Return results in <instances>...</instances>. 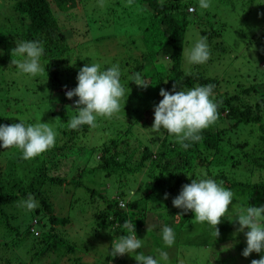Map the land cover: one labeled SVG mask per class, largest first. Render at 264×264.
I'll list each match as a JSON object with an SVG mask.
<instances>
[{
	"label": "trees",
	"instance_id": "16d2710c",
	"mask_svg": "<svg viewBox=\"0 0 264 264\" xmlns=\"http://www.w3.org/2000/svg\"><path fill=\"white\" fill-rule=\"evenodd\" d=\"M128 1L130 5L132 1L146 5L149 18L136 33L142 43L137 47L132 42L129 44L138 50V56L124 58L127 70H132L130 72L134 74L148 67L149 80L157 91L155 96L159 97L162 87L173 90L174 84L175 90L215 85L213 99L219 102V118L214 125L200 133L202 140L192 142L187 150L166 132L158 143L153 142L154 139L144 143L137 136L126 138L129 125L101 123V128L83 125L79 130L69 129L70 119L61 113L63 103H68L76 110L74 102L78 97L67 99L64 88L66 86L74 89L77 84L68 86L66 83H60L63 75H72L68 68L64 67V62L70 59L63 60L67 51L66 45L70 48L54 11H71L77 3L76 0H0V96L8 91L4 82V79H9L7 74L18 70L11 63L17 59L12 54V49L24 41L42 43L44 53L40 63L49 73V93L52 89H57L65 96L64 101L55 106L59 108L56 110L60 112L59 119L65 124L57 127L56 143L52 149L26 161L21 158L18 149H15L18 152H13L10 151L13 148H0L1 161H4H0V236L9 238L0 242V264L14 262L8 254L12 247L10 242L22 240L23 243L26 238L31 237V248H36V260L60 246H64L68 253L74 254L73 244H68L66 240V245L61 237L60 225L64 226L68 217L59 216L54 212L48 190L56 186L63 188L66 185L65 180L78 186L85 173H94L97 170L104 178H114L118 182L114 197L109 198L105 193H97L100 206L92 214L97 219V229L94 232L107 229L110 233L112 243L109 251L112 250L114 241L121 235L128 234L122 224L131 219L137 238L143 235L142 240L148 243V253L159 254L158 250L168 252L169 264H197V261H192L195 258L187 255L191 249L209 250L212 246L226 241H232L234 244L235 255L231 257L234 264H251V260L264 255L252 253L247 258L241 255L246 247V239L243 232L237 231L239 225L236 226L233 220L240 214V209H246L248 206L259 207L264 198V66L257 78L247 76L245 80L237 75L233 79H226V85L222 84L223 80L219 77L197 70L184 71L182 48L188 26L195 25L199 36L207 38L208 46L212 40H217L214 48L221 54L225 51L220 42L223 25L218 23L215 17L201 13L191 1L124 0ZM262 1L264 5V0ZM124 2L109 1L103 7L122 9L123 6H129ZM189 6L194 7L192 12L188 10ZM260 40L264 55V26L260 32ZM160 50L168 64L166 68L158 69L157 56ZM7 104L0 103V109L3 111H0V125L16 123L8 120L5 115ZM131 140L134 142L130 143ZM84 146L97 151L98 164L90 168L89 159L86 157L82 166H76L75 159L72 160V165L69 164L67 160L73 152L85 148ZM69 151L72 152L69 154ZM130 157L131 161L128 162ZM74 166L76 172H71ZM204 178L222 182L226 189L234 193L232 204L229 206V210L234 213H227L228 216L222 219L217 226L219 236L216 238L213 235L214 230L206 222L196 223L191 211L184 213L172 204L183 185L191 183V180ZM124 186L127 188L124 189ZM88 190L92 194L96 193V189ZM165 193L168 194L167 199L164 198ZM29 195L39 205L31 211L21 203L27 200ZM121 201L126 205L124 208L119 206ZM23 213L25 217L30 218L26 224L22 223L19 230L20 226L12 225L10 218L16 216L20 219ZM149 217L157 223L161 218L164 227L173 229L176 234L173 247L167 248L164 245V227L159 229L160 226L155 221L151 223H156L155 225L149 224ZM34 222L36 228L31 226ZM32 227L40 234L34 235L30 231ZM139 251L146 254L142 249L137 250V253ZM179 259L182 262H179ZM204 263L212 264L209 258L202 262ZM117 264L137 262L132 256L125 254L117 258Z\"/></svg>",
	"mask_w": 264,
	"mask_h": 264
},
{
	"label": "rangeland",
	"instance_id": "374dc122",
	"mask_svg": "<svg viewBox=\"0 0 264 264\" xmlns=\"http://www.w3.org/2000/svg\"><path fill=\"white\" fill-rule=\"evenodd\" d=\"M109 1L116 2V0H102L103 6ZM121 1L124 2V0ZM181 1L195 3L201 13L215 17L218 23L223 25L220 42L225 48L224 52L218 54L214 48L217 40H212L210 42L211 47L209 46L210 58L208 61L204 64H190L187 60V54L200 39L198 29L195 25L190 24L185 32L182 48V69L184 71L197 70L213 77H219L223 80L222 84L224 85L227 84L226 79L228 80L230 77L233 79L237 75L245 80L247 76L257 78L264 66L262 41L260 40V32L264 26L263 1L210 0L211 7L206 10L199 8L198 0ZM76 2L71 11L58 12L57 9L54 11L70 48L68 49L66 45L67 51L63 55V60L70 59V61L64 62V67H67L72 75H63L60 78V83H66L68 86L72 83L77 84V74L85 64H99L101 70L118 65L121 72L120 82L125 90V95L120 101L121 111L111 119L98 117L96 127L101 128V123H105L104 125H129L128 137L126 138L137 136L144 143H149V139H154L153 142L158 143L165 131L162 129L160 132H154L151 126L154 120V106L159 103L162 97L155 96L157 91H155L154 84L149 80L148 67H144L139 72L145 83L149 84L146 88H141L130 81L132 70H127V66H124L125 57L138 56V50L129 44L132 42L137 47L139 43H142L136 33L138 28L143 26L149 18L148 7L133 1L131 5L130 1L124 2L125 5L129 6H123L122 9L101 7V0H76ZM161 50L157 56L158 69L166 68L168 64V60L161 54ZM16 58L18 59V57ZM7 77L9 79H4V82L8 91L0 96V103H8L5 114L8 120L16 123L23 122L26 126L40 122L48 123L55 131L58 126L65 124L62 119H59L60 112L56 111L59 108H55L56 104H61L64 101L65 96L57 89H52V92L49 93L51 89L49 73L45 71L36 77H32L28 74H21L17 70L11 71V74L8 73ZM163 89L170 93L174 91ZM63 105L64 108L61 113L66 115L68 119L71 120L78 115L77 110L72 109L68 103H63ZM0 111L3 113L1 109ZM133 142L131 140L130 143ZM84 147L73 152L67 162L72 165V160L75 159L76 166H82L83 159L86 157L89 159L90 168L96 166L98 164L97 151ZM10 151L18 152L15 148ZM71 152L69 151V154ZM1 158L2 156L0 161ZM130 161L131 157L128 159V162ZM3 162L1 161V163ZM76 166L71 172H76ZM64 184L66 185L63 188H61L62 186L50 188L48 193L54 212L59 216L68 217V222L64 226L60 225L61 237L64 243L67 240L68 244H73L75 255L68 253L64 246H60L50 251L43 258L36 260L34 258L36 248H31L30 240L32 237L30 236L31 238H26L23 243L22 240L14 241V243L9 241L12 247L8 254L11 256L9 258L14 260L12 264H117L119 256L112 257V250L109 251L112 243L110 233L107 229L94 232L97 229L95 228L97 219L92 214L100 206L97 193H105L109 198L114 197L117 193L115 186L118 185V182L114 178H104L102 173L97 170L94 173H85L78 186L69 184V180H65ZM88 188L96 189V193L92 194ZM123 188L126 189L127 187L124 186ZM262 205H264V198L259 206ZM153 213L155 212L153 211ZM233 213L228 210V214L232 215ZM29 218V216L25 217V213H23L20 219L12 216L10 223L12 225L18 224L20 230L22 223L26 224ZM236 218L233 220L237 226ZM154 221V219L151 221L150 217L148 218L149 224ZM157 225L160 226L159 229L164 227L161 218ZM44 233L49 232L44 231ZM39 234L34 233V235ZM142 237L143 235H140L138 238L144 239ZM6 240L9 238L4 239L0 236V242ZM148 248V243L144 241L141 249L146 253L145 255L159 259V254L148 253ZM196 251L195 248L191 249L187 255L195 258L192 261H197V264H202L208 258L212 264H228V262L234 264L231 260V257L235 255L232 241L214 245L209 250L204 248ZM179 262L182 260L179 259ZM191 264L196 263L191 262Z\"/></svg>",
	"mask_w": 264,
	"mask_h": 264
},
{
	"label": "clouds",
	"instance_id": "9594fccd",
	"mask_svg": "<svg viewBox=\"0 0 264 264\" xmlns=\"http://www.w3.org/2000/svg\"><path fill=\"white\" fill-rule=\"evenodd\" d=\"M199 8L202 10L211 7L210 0H198ZM101 7L103 2L101 0ZM194 8L192 6L188 7ZM44 48L39 41H24L12 49V54L19 59L11 63L21 74L36 77L45 72L40 59ZM210 58V49L206 37H200L194 47L187 54L190 64H204ZM68 60V59H65ZM121 72L118 65H113L106 70H101L99 64H85L77 74V86L64 89H72L65 93L67 99L74 96L78 99L74 102L78 115L71 118L68 128L79 130L81 126L88 125L95 128L98 117L111 119L121 111V99L125 90L120 82ZM130 81L138 87L146 88V84L140 73H134ZM167 82V81H166ZM165 82V83H166ZM215 85L196 86L187 90L173 92L160 89L159 95L162 99L154 106V120L151 126L154 132L162 129L170 136H175L180 146L187 150L192 142L202 140L200 133L214 125L219 118L218 104L213 99ZM57 132L48 123H37L25 125L23 122L0 125V148H15L21 152V158L31 160L48 150L56 143ZM132 194H130L131 196ZM168 194L165 193V199ZM234 193L226 189L223 183H218L211 178L191 180V183L182 186L177 197L172 201L174 207L182 209L184 213L191 211L196 223H207L214 231L213 235L219 236L218 225L227 215L229 206L232 204ZM29 211L36 209L38 202L29 195L27 200L21 202ZM121 208L126 205L121 201ZM181 216L180 214H177ZM239 228L246 239V247L241 255L247 258L252 253H264V205L248 206L242 209L236 218ZM34 222L31 226H35ZM122 227L127 230V235H121L113 242L111 256H132L137 264H169L168 252L158 250L159 259L145 255L137 250L143 246V240L138 239L135 226L131 219L125 220ZM30 231L36 233L34 227ZM162 240L167 248L173 247L176 234L172 228L165 226L162 229ZM251 264H264V255L259 259L251 260Z\"/></svg>",
	"mask_w": 264,
	"mask_h": 264
},
{
	"label": "built area",
	"instance_id": "2783aa9c",
	"mask_svg": "<svg viewBox=\"0 0 264 264\" xmlns=\"http://www.w3.org/2000/svg\"><path fill=\"white\" fill-rule=\"evenodd\" d=\"M190 10H193V8H190ZM72 90V89H65V92Z\"/></svg>",
	"mask_w": 264,
	"mask_h": 264
}]
</instances>
